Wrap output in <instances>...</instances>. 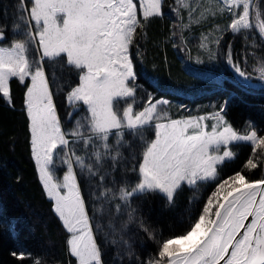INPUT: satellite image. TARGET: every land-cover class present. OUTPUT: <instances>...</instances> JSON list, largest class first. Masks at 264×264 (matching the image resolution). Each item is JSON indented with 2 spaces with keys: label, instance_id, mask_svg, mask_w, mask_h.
Instances as JSON below:
<instances>
[{
  "label": "snow or ice",
  "instance_id": "1",
  "mask_svg": "<svg viewBox=\"0 0 264 264\" xmlns=\"http://www.w3.org/2000/svg\"><path fill=\"white\" fill-rule=\"evenodd\" d=\"M163 3L164 0H30L29 6V0H20L19 15L13 24V32L20 38L13 39L10 46L0 44V94L11 106L10 81H29L25 84L24 103L32 154L44 190L70 234L68 251L77 264H103L96 239L97 231L102 229L97 224L94 231L77 169L89 178L99 176L98 187L103 191L96 198L111 204L117 215H127L123 229L136 222L156 241V254L143 264H264V174L249 179L241 170L221 177L222 166L236 156L231 146L241 142L252 148L245 168H264V135L255 129L244 134L234 129L225 117L228 100L210 114L181 119H172L163 107L170 101H153L151 94L141 109L134 108L139 85L131 48L137 29H143L150 18L163 15ZM176 4L173 11L179 15L180 8L189 9L190 18L201 8L193 0H176ZM226 12L231 19L224 30L244 33L246 40L256 36L264 46V0H213L199 11L195 22ZM3 39L4 28L0 26V41ZM201 47L207 48V44ZM33 50L35 55H31ZM227 62L240 78V85L249 87L252 73L233 61L231 46ZM45 63L53 80L56 71L66 66L78 73V84L66 95L71 109L68 118L79 113L81 106L84 114L70 129L62 126L57 113ZM255 71L264 81V61ZM149 129L154 130L152 139L146 138ZM135 140L142 143V150L131 153V167L124 172L134 173L137 179L131 181L125 175L115 190L104 187L105 177L111 175H100L105 163L110 161L115 171L117 162L124 159L121 148H130ZM57 158L67 166L62 180L54 176ZM210 182L214 190L179 235L156 240L155 233L133 207L134 197L156 193L171 205L182 187L198 191ZM96 211L103 213L104 208ZM109 227H113L111 222ZM128 255L133 253L129 251ZM17 258L23 260L26 256L20 253ZM33 264L41 262L35 259Z\"/></svg>",
  "mask_w": 264,
  "mask_h": 264
},
{
  "label": "trees",
  "instance_id": "2",
  "mask_svg": "<svg viewBox=\"0 0 264 264\" xmlns=\"http://www.w3.org/2000/svg\"><path fill=\"white\" fill-rule=\"evenodd\" d=\"M176 7V0H164L163 15L150 18L143 29H137L131 52L137 72L136 83L139 85L136 102L141 103L135 104V108L144 106L149 94L154 98L166 97L170 98V117L179 118L217 111L228 100L225 117L234 129L244 133L255 129L259 135H264V85L252 78L249 87H242L238 82L240 78L227 62L231 46L233 61L239 62L242 68L251 73L252 66L264 61V46L259 38L253 36L246 40L244 33L233 34L227 30L221 33L219 43L213 44L218 65L213 70L204 57L195 56L194 53L200 47H197L196 42L189 43L193 29L187 30V21L182 18L181 8L179 15L173 11ZM17 15L15 0H0V23L9 28ZM216 22L224 25L225 20ZM6 38L4 36V40ZM193 43L195 45L190 47ZM45 71L49 73V83L62 126L66 130L70 129L73 123L68 118L71 109L66 95L78 84V73L66 66L56 71V79L53 80L47 63ZM27 83L29 81H25ZM25 84L16 78L10 81L11 106L0 94V264H33L35 259H39L41 264H74L76 259L70 255L67 245L70 234L54 211V201L49 199L44 190L32 154L30 121L24 103ZM153 137L154 131L147 130L146 138ZM126 139L131 141L132 137L126 134ZM112 141L113 138H110ZM231 147L236 156L222 166V178L241 170L249 179H258L264 174V168L261 167L251 171L245 168L252 154L250 144L241 142ZM141 150L142 143L139 140L133 141L130 148H121L124 159L117 162L115 171H112L111 162H106L100 175L105 172L111 175L105 177L104 187L115 190L125 175L135 181L136 175L125 173L124 169L131 167V153L135 151L139 154ZM77 154L81 153L78 151ZM56 164L58 168H55ZM54 168L60 180L65 174L66 165L57 158ZM77 177L94 231L97 224L102 229L97 231L96 239L101 246L104 264H143L154 256L158 250L156 241L150 239L136 222L123 229L122 224L127 221V215H117L111 204L96 198L103 191L102 187H98L101 183L99 176L89 178L77 169ZM213 190L212 182L204 184L198 191L184 186L177 192L171 205L162 194L156 193L134 197L133 207L137 208V216L155 233L156 240H162L182 234L190 220L199 214ZM101 207L104 208L103 213L97 212L96 209ZM110 222L116 227L114 233L109 227ZM112 240L116 243L109 242ZM129 251L133 255L129 256ZM14 252L17 256L24 253L26 258L20 260L13 255Z\"/></svg>",
  "mask_w": 264,
  "mask_h": 264
},
{
  "label": "rangeland",
  "instance_id": "3",
  "mask_svg": "<svg viewBox=\"0 0 264 264\" xmlns=\"http://www.w3.org/2000/svg\"><path fill=\"white\" fill-rule=\"evenodd\" d=\"M195 3H199L201 5V8L198 9V11L196 13H193L192 18H190L189 15H188L189 9L181 8L182 18H185V20L187 21L186 23L184 21L185 26L187 27V30L190 29V28L193 29V31L189 35L190 38L192 37V39L189 40V43L190 42L198 43L197 47L199 46L200 48H199V51L197 52L198 54L194 53L195 56L199 55L200 58L204 57L207 60V62H209V64L211 65V69L216 70V67L218 65H217V61H216V58H215V51H214V45L213 44L215 43L216 40L219 39L220 34L223 33L224 31H226V30H224V28H226V25L230 22L231 16H230V13L226 12L223 15H219V14H217L216 16L209 15V16H207L206 19L201 18V19H199V22H195V19L197 18L199 11H202L204 7H206L209 4L213 3V0H193V4H195ZM15 5L17 7L18 0H15ZM29 6H30V0H29ZM138 9H139V5H138ZM18 15H19V13H18ZM18 15L14 18V20L10 24V26H13V24L16 22ZM216 20H220V21L225 20V22H223L224 25L218 24L216 22ZM0 26H2L4 28V36L7 37L6 40L3 39L2 41H0V44H2L4 46H10V44H11L13 39L20 38L19 35L15 34L13 32V28H11L10 26L8 28L4 23H0ZM217 26H219V28H217ZM204 37L208 38L207 41L204 40ZM202 43H206L207 44V48L201 47ZM193 45H195V44L194 43L192 45L190 44V47H193ZM33 53H35L34 50L31 53V55H34ZM258 66L259 65L252 66V70H251L252 77L255 78V80L258 83L264 85V81H261V80L258 79V73L255 71V68L258 67ZM207 72L208 73H213V71H207ZM182 93H183V91H182ZM158 99H167L168 101L170 100V98H166V97H160V98L159 97L158 98H154L153 97V101L158 100ZM140 103L141 102L138 101L135 104L136 105H140ZM123 106L124 105L121 104V107H123ZM163 107L165 108V110L168 112V114L170 116V111L171 110L168 108V105L167 106H163ZM134 108H135V105H134ZM141 108H139V109H141ZM139 109H137V110H139ZM210 113H212V112H207V113H203V114H200V115H194V116L207 115V114H210ZM83 114H84L83 106H81V110H80L79 113H75V112L73 113V118L71 119V121L73 123L72 127L75 124V120L79 119L80 115H83ZM187 117H189V116L179 117V118H172V119H181V118H187ZM208 123L211 124L212 121H208ZM240 133L244 134V132H240ZM58 167H59V165L56 164L55 168H58ZM55 168H54V171L56 170ZM66 171H67V166H66ZM54 176H55V178H57L56 175H55V172H54ZM77 179H78V177H77ZM60 180H62V178ZM81 193H82V191H81ZM115 223H117L116 220H115ZM111 229H112L111 230L112 233H114L116 231V227H112ZM117 229H118V227H117ZM74 264H77V262H75ZM103 264H104V262H103Z\"/></svg>",
  "mask_w": 264,
  "mask_h": 264
},
{
  "label": "bare ground",
  "instance_id": "4",
  "mask_svg": "<svg viewBox=\"0 0 264 264\" xmlns=\"http://www.w3.org/2000/svg\"><path fill=\"white\" fill-rule=\"evenodd\" d=\"M57 113H58V110H57Z\"/></svg>",
  "mask_w": 264,
  "mask_h": 264
}]
</instances>
